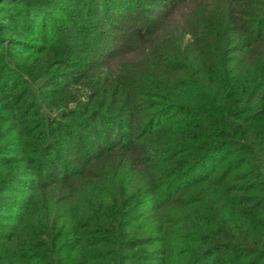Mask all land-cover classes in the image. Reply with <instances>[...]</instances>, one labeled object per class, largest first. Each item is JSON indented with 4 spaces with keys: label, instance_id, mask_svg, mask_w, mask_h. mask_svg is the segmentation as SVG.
Masks as SVG:
<instances>
[{
    "label": "trees",
    "instance_id": "1",
    "mask_svg": "<svg viewBox=\"0 0 264 264\" xmlns=\"http://www.w3.org/2000/svg\"><path fill=\"white\" fill-rule=\"evenodd\" d=\"M104 1L117 23L137 16L100 67L125 63L68 74L69 11L0 0V264H264V0H194L168 28L189 0H138L164 8L143 18Z\"/></svg>",
    "mask_w": 264,
    "mask_h": 264
},
{
    "label": "rangeland",
    "instance_id": "2",
    "mask_svg": "<svg viewBox=\"0 0 264 264\" xmlns=\"http://www.w3.org/2000/svg\"><path fill=\"white\" fill-rule=\"evenodd\" d=\"M123 0H119V2L122 3ZM132 1V0H130ZM194 0H189L182 8H178L175 13H173L169 19L170 20H165V22L160 21V26L168 28L171 24L175 25H180L182 21L186 18L188 15V11L193 7L192 2ZM201 0H197V2H200ZM204 1V0H203ZM102 2L104 4H102ZM110 3L113 5L112 1ZM209 8L211 7L210 1L208 2ZM182 5V4H180ZM57 6L61 7L65 11H69V17L73 18L74 21H76V24L74 28H70L69 23L67 24L66 31L63 33V40L68 41L71 46L77 47L76 51H70L66 55H62L61 57L67 60L66 64H59L57 65L54 69L57 70L58 72H63L68 74H73L75 71H79L82 69H87L90 67L88 71L96 72L97 70L100 71H107L108 69H115L119 68L122 66L124 60H119L117 57L116 59L112 60L109 62V66L106 67H100L104 66L105 63H102L103 61L106 60V58L109 56L108 54L112 51H119V41L122 36V31H129L131 28V23L133 22L134 18L135 20L137 19V16H135L133 13L130 15V19L125 21V23H117L111 13V7L105 3L104 0H57ZM139 6V10L137 7ZM133 9H137L139 12L137 15L142 18L144 15H153L156 12L163 11L164 8H160L156 6L155 2L152 4H146L143 1H138L134 0L132 3ZM53 10H55L54 6H47L46 10L47 15H51L52 18L58 19L57 13H55ZM106 12V13H105ZM190 14V13H189ZM156 20H161L159 17ZM86 21V22H84ZM140 21V19H139ZM7 25L12 26L13 21L6 22ZM185 31V29H183ZM34 35H36V30L34 32ZM48 37V35H47ZM59 37V36H58ZM125 38V35L122 36ZM60 38V37H59ZM29 39V38H27ZM131 46V45H130ZM129 46V47H130ZM113 54V53H112ZM111 54V55H112ZM54 57H59V54L54 52ZM108 55V56H107ZM130 56V55H128ZM127 59V58H126ZM115 122V121H113ZM95 125V128L98 129L97 127L100 125L99 123L93 124ZM116 125V124H115ZM108 125H103V129L107 133V139L109 141L114 140L115 134L112 133V130L108 129ZM111 126V125H110ZM119 129V128H118ZM119 139V138H118ZM85 147V146H84ZM67 151L65 152L68 154L66 157H63V159H66L69 162V165L72 166L73 164L77 163H82L81 161V154L77 152L73 148V146H68ZM84 153H90L88 149H85ZM79 154V155H78ZM62 155V154H59ZM219 156V153L211 154L208 156L206 159L208 162L213 161L216 159V157ZM108 160V159H107ZM106 160V162H107ZM98 168L103 166L102 162H99L97 165ZM202 165H198L196 169L201 167ZM204 167V166H202ZM126 169V168H124ZM200 169V168H199ZM95 171V170H93ZM46 177L42 178L40 182H43L44 184L47 183ZM44 188H48L46 185H40ZM77 185L75 184H66V186H63L64 190L63 192L69 193L71 188L76 187ZM12 191L5 193L4 195L9 197L12 201V199H19L24 195V189L21 187V185L18 184H13L10 188ZM58 191H55L53 193L47 192L44 194L47 198L57 196ZM234 197H229L227 199H224V204L227 208L228 212H224L223 214L228 217L230 220H234L241 224L240 220L233 215L235 213L234 208L232 206V202ZM16 205V203H13ZM209 206L213 207L215 205L214 201H210L208 203ZM9 206V211L7 212L10 213V221H13L15 212H17V208H14ZM14 208V209H13ZM155 208V207H154ZM13 209V210H10ZM156 209L164 210L165 207L161 206L160 208L157 207ZM53 210H60L59 214H67L68 212L64 208H54ZM150 208L147 209L149 211ZM166 211V210H164ZM167 212V211H166ZM54 217L57 215L54 212H51ZM232 214V215H231ZM37 217H42V213L39 212L37 214ZM37 218L30 219V222L32 223L34 220ZM2 223V227L5 226L3 220L0 222ZM170 240V243L172 245V251H173V262L174 263H181L183 262V253L185 252V247L184 245H181L179 243V238L178 236H173ZM198 264H206L205 261H201Z\"/></svg>",
    "mask_w": 264,
    "mask_h": 264
}]
</instances>
